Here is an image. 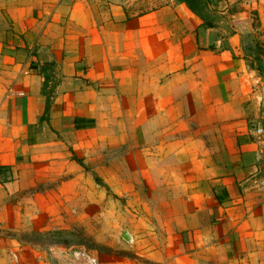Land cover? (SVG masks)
Here are the masks:
<instances>
[{
    "label": "crops",
    "instance_id": "0c3cea01",
    "mask_svg": "<svg viewBox=\"0 0 264 264\" xmlns=\"http://www.w3.org/2000/svg\"><path fill=\"white\" fill-rule=\"evenodd\" d=\"M205 2L0 0V264L100 207L101 264H264V0Z\"/></svg>",
    "mask_w": 264,
    "mask_h": 264
},
{
    "label": "rangeland",
    "instance_id": "374dc122",
    "mask_svg": "<svg viewBox=\"0 0 264 264\" xmlns=\"http://www.w3.org/2000/svg\"><path fill=\"white\" fill-rule=\"evenodd\" d=\"M156 3H160V0H142L141 8L145 12ZM114 201L118 202V199H114ZM97 209H92L90 214L84 212L79 220H49L44 222L45 226L42 229L31 226L16 233L7 230L4 233L13 237L16 236L15 238L32 248L47 252H52L54 246H62L64 250L70 248L84 249L97 258L98 264H101L103 258L107 259L109 254L124 255L130 258L133 256L140 257L135 252L138 250L136 246L140 245L142 241L146 247L150 246V238L145 235L138 237V244L136 243L135 246H128L132 242L130 240L126 242L118 234V231L130 227L133 222L123 219L120 221L112 217L107 220L102 219L101 207ZM11 255L14 258L15 255Z\"/></svg>",
    "mask_w": 264,
    "mask_h": 264
},
{
    "label": "built area",
    "instance_id": "2783aa9c",
    "mask_svg": "<svg viewBox=\"0 0 264 264\" xmlns=\"http://www.w3.org/2000/svg\"><path fill=\"white\" fill-rule=\"evenodd\" d=\"M68 264H98L97 258L84 249L62 250Z\"/></svg>",
    "mask_w": 264,
    "mask_h": 264
},
{
    "label": "trees",
    "instance_id": "16d2710c",
    "mask_svg": "<svg viewBox=\"0 0 264 264\" xmlns=\"http://www.w3.org/2000/svg\"><path fill=\"white\" fill-rule=\"evenodd\" d=\"M187 7L194 13L200 15L203 19L206 20L202 12L206 6L205 0H183Z\"/></svg>",
    "mask_w": 264,
    "mask_h": 264
},
{
    "label": "water",
    "instance_id": "95a60500",
    "mask_svg": "<svg viewBox=\"0 0 264 264\" xmlns=\"http://www.w3.org/2000/svg\"><path fill=\"white\" fill-rule=\"evenodd\" d=\"M122 237L125 239V240H129L130 237H129V233L127 231H124L123 234H122Z\"/></svg>",
    "mask_w": 264,
    "mask_h": 264
}]
</instances>
